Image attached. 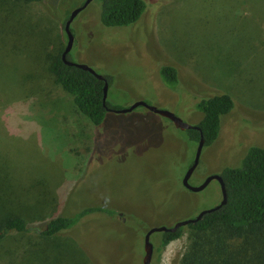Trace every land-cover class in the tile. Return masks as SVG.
Masks as SVG:
<instances>
[{
  "label": "rangeland",
  "instance_id": "374dc122",
  "mask_svg": "<svg viewBox=\"0 0 264 264\" xmlns=\"http://www.w3.org/2000/svg\"><path fill=\"white\" fill-rule=\"evenodd\" d=\"M85 1H18L22 13L0 8V47L10 50L3 60L11 79L0 84V164L6 167L0 190L15 206L28 205L31 217L41 214L29 219L33 222L98 207L61 235L10 233L0 242V264H142L143 237L150 227L193 217L221 198L215 180L202 191L182 185L197 145L170 119L138 106L109 110L94 125L48 74L38 79L47 94L27 96L32 77L40 75L37 68L63 51L64 24ZM246 1L261 3L264 12V0ZM145 2L133 24L105 26L102 0H92L71 22L74 41L67 58L112 76L107 101L114 108L141 100L196 124L202 117L193 105L196 98L230 94L235 108L222 116L217 139L203 146L190 179L196 185L226 165L239 164L250 145L264 146V60L243 59L248 48L237 45V32L232 46L212 37L213 16L205 8L218 6L219 0ZM244 7L243 15L260 13ZM256 21L243 25L241 37L262 48L264 30ZM232 28L225 23L226 30ZM163 64L177 70L176 85L160 78ZM157 237L155 232L150 239L157 243ZM188 243L185 229L156 249L152 261L180 264Z\"/></svg>",
  "mask_w": 264,
  "mask_h": 264
},
{
  "label": "trees",
  "instance_id": "16d2710c",
  "mask_svg": "<svg viewBox=\"0 0 264 264\" xmlns=\"http://www.w3.org/2000/svg\"><path fill=\"white\" fill-rule=\"evenodd\" d=\"M18 1L31 3L41 0H2L0 8L3 10L5 7H12L14 11L19 12L21 9L17 4ZM242 6L251 13H260L243 15ZM145 9V0H102L100 21L105 26H128L136 22ZM205 11L206 14L213 16L212 37L216 36L226 47L233 41L234 34L236 38L237 32V45L248 48V51L242 55L243 59L264 60V51H260L264 46L261 48L241 37L244 31L243 25L249 21L257 20L258 27L264 30V12L261 3H249L246 0L226 3L219 0L218 6L212 8L207 6ZM247 16L249 17L246 18ZM225 23L232 24V31L225 29ZM219 35H223L224 38L219 39ZM4 52L9 53L10 50L0 47V84L3 87L11 80L7 75L9 66L3 60ZM37 69L40 70V75L38 77L36 73V76L32 77L33 86L30 87L27 96L33 97L39 92L47 94L38 79L48 74L54 83L69 93L78 112L92 124L99 125L103 122L109 111L106 106L114 108L108 103L107 97L106 106L103 104L104 81L88 70L66 64L61 58V52L57 56L48 57V63L46 65L43 63ZM159 73L160 78L167 84L176 85L179 81L177 70L172 65H161ZM229 74L230 77L234 76L233 72ZM105 77L111 85L112 76ZM21 82L19 84L23 85V81ZM235 104L232 96L226 92H214L196 98L193 105L202 113V117L196 123L200 129L183 130L187 132L189 143L192 146L197 145L201 131L205 139L204 146L211 145L220 134L222 116L232 112ZM5 172V165L0 164V174ZM219 173L225 183L226 203L173 232H159L157 251L180 237L187 229L189 243L180 264H264V146L250 145L239 164L226 165ZM22 206H15L12 200L5 199L3 191L0 190V242L12 232L32 233L42 237L61 235L73 229L72 227L86 214L98 210V207H85L72 216L55 214L42 222H33L29 219H35L41 214L31 217V211L25 210L28 205ZM151 264L154 262L152 261Z\"/></svg>",
  "mask_w": 264,
  "mask_h": 264
},
{
  "label": "water",
  "instance_id": "95a60500",
  "mask_svg": "<svg viewBox=\"0 0 264 264\" xmlns=\"http://www.w3.org/2000/svg\"><path fill=\"white\" fill-rule=\"evenodd\" d=\"M92 0H86L82 5L78 6L77 8H75L69 15V17L67 18L65 24H64V29L67 35V42L66 45L63 49V51L61 52V58L62 60L68 64V65H74L77 66L79 68L88 70L89 72L93 73L97 78L102 79L104 81V86H103V91H104V96H103V104L106 106V97H107V92H108V88H109V82L107 80V78L105 77V75H102L98 72H96L92 67L83 64V63H74L72 61H70L67 56L68 53L70 52L72 45H73V41H74V37L71 31V22L73 21L74 17L79 13V11H81L83 8H85L89 2H91ZM138 106H144L146 108H148L149 110L158 113L168 119H170L174 126L181 129V130H186L189 128H197L200 129L198 125L196 124H192V123H188L185 122L182 118H180L179 116H177L175 113H173L172 111L169 110H165V109H160L154 105H151L145 101H136L133 104H131L128 107L125 108H112V107H108L106 106V108L110 111H116V112H127V111H131L134 108L138 107ZM205 143V139L203 137L202 132L200 131V138L198 140L197 146H196V151H195V155H194V159L191 163V165L188 167V169L185 171V174L183 176L182 179V184L185 188L191 190V191H201L202 189H204L211 181L215 180L217 181L219 188H220V201L209 208H205L202 209L201 211H199L196 215H194L193 217L190 218H184L181 220H177L176 222H174L172 225H158V226H152L150 227L146 233L144 234L143 237V248H144V254L142 257V264H151L152 261V256H153V243L152 240L150 239L151 234L155 233V232H162V231H175L177 230L179 227L181 226H185L190 222H195L196 220L200 219L205 213L213 211L214 209L219 208L220 206H222L223 204L226 203L227 200V192H226V188H225V183L223 180V177L221 176L220 173H213L207 177L204 178V180L199 183V184H191L189 181V178L192 176L193 172L195 171L198 163H199V159H200V154L202 151V148L204 146Z\"/></svg>",
  "mask_w": 264,
  "mask_h": 264
},
{
  "label": "flooded vegetation",
  "instance_id": "af4514ba",
  "mask_svg": "<svg viewBox=\"0 0 264 264\" xmlns=\"http://www.w3.org/2000/svg\"><path fill=\"white\" fill-rule=\"evenodd\" d=\"M90 3V2H89ZM88 3V4H89ZM185 174V173H184ZM193 175V174H192ZM184 176V175H183ZM182 179H183V177H182ZM190 179H191V177L189 178V181H190ZM181 183H182V181H181ZM183 185V184H182ZM187 189V188H186ZM189 190V189H188ZM203 190V189H202ZM201 190V191H202ZM159 233V232H158ZM158 242L157 243H155L154 241H152V243H153V252L157 249V247H158V244H159V239H160V235L158 234ZM152 260H153V258H152ZM152 262V261H151Z\"/></svg>",
  "mask_w": 264,
  "mask_h": 264
}]
</instances>
